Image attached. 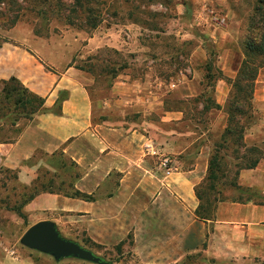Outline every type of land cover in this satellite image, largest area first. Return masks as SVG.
I'll return each mask as SVG.
<instances>
[{
	"label": "rangeland",
	"instance_id": "1",
	"mask_svg": "<svg viewBox=\"0 0 264 264\" xmlns=\"http://www.w3.org/2000/svg\"><path fill=\"white\" fill-rule=\"evenodd\" d=\"M53 4V0L36 2L46 8L42 17L32 10V1L0 0V44L38 54L58 71H74L90 98L108 102L94 105L93 124L103 126L100 129L136 130L159 145H170L173 150L166 156L173 170L175 164L181 170L208 162L226 123L223 106L230 84L216 79L209 85L206 67L211 64L213 72L224 78L235 76L243 42L257 32L252 24L260 17L255 10L258 0H100L98 6L89 4L101 19L93 29L68 25ZM36 24L46 28L47 35H35ZM253 110L254 122L243 139L246 146L260 149L261 158L255 168L239 170L237 183L242 188L234 189L228 183L240 160L232 147L222 151L225 176L220 177L218 198L223 202L250 195L255 201L264 200V65L254 81ZM10 120L0 122V141L14 140L30 122L21 118L19 126H10ZM81 176V166L61 147L51 154L37 150L21 169L0 165V264H264V243L248 254L236 232L238 242L232 250L226 245L231 233L221 221L206 225L208 234L199 250L179 255L168 245L155 252L148 247L146 218L125 213L119 218L81 216L68 213L64 203L54 205L57 200L48 194L61 195L62 200L72 197ZM35 191L45 194L24 202ZM19 205L24 216L17 213ZM45 219L56 224L61 236L103 262L56 260L22 245L24 231Z\"/></svg>",
	"mask_w": 264,
	"mask_h": 264
},
{
	"label": "crops",
	"instance_id": "2",
	"mask_svg": "<svg viewBox=\"0 0 264 264\" xmlns=\"http://www.w3.org/2000/svg\"><path fill=\"white\" fill-rule=\"evenodd\" d=\"M53 65L23 48L8 49L0 44V80L12 75L17 77L44 97L47 108L53 106L60 91H68L60 114L38 113L14 140L0 142V165L21 169L37 150L51 154L61 147L82 168L75 188L95 195L94 200L76 197L62 200L61 195L48 194L57 200L54 205L64 203L68 213L101 218H119L125 213L132 218H146L150 226L146 233L148 247L155 252L168 245L179 255L199 250L208 234L206 225L221 221L231 233L227 246L235 250L236 238L241 236L248 254L257 251L256 247L264 243V204L252 200L245 203L220 201L216 218L197 219L194 186L204 180L208 162L202 166L196 162L181 170L175 164V170L172 168L166 175L159 161L173 150L170 145H159L149 135L136 130L100 129L103 126L93 124L94 105L108 106V102L90 98L87 88L70 68L58 71ZM19 124L16 122L14 126ZM147 144H151L149 151ZM97 177H101L103 183H96ZM82 204L84 206H79ZM236 232H240L238 237Z\"/></svg>",
	"mask_w": 264,
	"mask_h": 264
},
{
	"label": "trees",
	"instance_id": "3",
	"mask_svg": "<svg viewBox=\"0 0 264 264\" xmlns=\"http://www.w3.org/2000/svg\"><path fill=\"white\" fill-rule=\"evenodd\" d=\"M29 1H32V10L35 11L37 15L45 17L46 8L35 4L36 2L42 3L47 0ZM53 1L55 2V4H53L54 7L60 11L57 12V15L60 14L70 26L93 29L101 22V19L98 18L97 15H94L97 8L89 6V4L98 6L100 0H70V2H67V0ZM255 10L260 14L259 19L254 20L252 24V28L257 29V32L250 34L244 40L243 59L235 76L233 78H224L221 73L218 75L213 72L211 64H208L206 67L205 77L208 84L213 85L216 79H226L230 84V91L223 106L226 113L225 126L208 159L207 173L204 180L194 186V193L198 200V205L194 210V214L196 218L201 221L213 220L215 218L217 203L223 201L222 198H218V195L221 193V189L219 188L220 177L225 176L222 170L225 156L222 151H226L227 148L232 147L235 158L240 160L239 162L236 161L237 167L233 178L228 183L229 186L234 189L242 188L237 183L239 170L243 168H254L261 158L260 149L255 145L246 146L243 139L246 129L254 122V81L257 77L259 68L264 65V0H258ZM82 12H84L83 18L81 21H78L77 18L81 16ZM46 30L47 29L42 25H33V33L35 35H47ZM0 83V122H5L7 118L11 117L9 121L10 126H14L21 118L32 120L38 113L53 112L55 114H60L61 103L66 98V96H64L66 91H60L53 106L47 108L44 104V97L30 90L17 77L12 75L7 79H1ZM213 104L214 107L220 108L218 103L213 102ZM204 107L208 109L209 105L206 103ZM241 149L242 151H240ZM247 189L248 188L244 190ZM38 193V191L30 193L24 202L32 200ZM49 193H53V191H49ZM71 196L81 197V199L86 200L91 198L90 195L77 189L71 193ZM249 200H253L251 195L245 199L238 198L232 199L231 201L245 203ZM253 201L256 204H264V200ZM16 210L20 216H24L20 205Z\"/></svg>",
	"mask_w": 264,
	"mask_h": 264
},
{
	"label": "water",
	"instance_id": "4",
	"mask_svg": "<svg viewBox=\"0 0 264 264\" xmlns=\"http://www.w3.org/2000/svg\"><path fill=\"white\" fill-rule=\"evenodd\" d=\"M20 242L27 248L48 253L56 260L73 257L93 263L103 262L91 250L61 236L56 224L49 219L31 224L22 234Z\"/></svg>",
	"mask_w": 264,
	"mask_h": 264
},
{
	"label": "built area",
	"instance_id": "5",
	"mask_svg": "<svg viewBox=\"0 0 264 264\" xmlns=\"http://www.w3.org/2000/svg\"><path fill=\"white\" fill-rule=\"evenodd\" d=\"M151 144H147L146 148L147 151H149ZM159 166L160 168L164 171L166 175H168L172 171V166H171V160L167 156H163L160 161H159Z\"/></svg>",
	"mask_w": 264,
	"mask_h": 264
}]
</instances>
